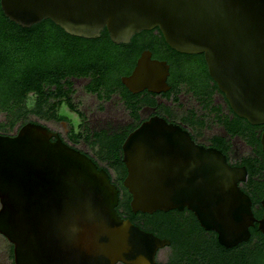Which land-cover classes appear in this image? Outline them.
<instances>
[{
  "label": "water",
  "instance_id": "95a60500",
  "mask_svg": "<svg viewBox=\"0 0 264 264\" xmlns=\"http://www.w3.org/2000/svg\"><path fill=\"white\" fill-rule=\"evenodd\" d=\"M0 9L20 27L48 19L82 38L104 29L115 44L156 28L169 48L202 55L231 111L262 126L264 153V0H0ZM167 74L143 50L120 82L131 93H158ZM120 150L131 212L186 208L224 248L246 241L253 224L264 241V195L255 218L237 185L245 168L194 143L178 124L151 116ZM117 200L107 172L45 126L28 121L0 134V235L12 264H153L169 241L120 217Z\"/></svg>",
  "mask_w": 264,
  "mask_h": 264
},
{
  "label": "trees",
  "instance_id": "16d2710c",
  "mask_svg": "<svg viewBox=\"0 0 264 264\" xmlns=\"http://www.w3.org/2000/svg\"><path fill=\"white\" fill-rule=\"evenodd\" d=\"M141 31L147 34L146 30ZM144 37L147 39V36ZM150 43L156 47L155 51L152 49L154 47L151 48L153 55L165 59L170 65L171 87L175 89L176 84L182 81L189 88L194 87L193 82L198 73L199 83L196 85L200 86V90L196 91L200 93L202 91L207 99L204 102L208 103L211 93L216 90V85L207 74L201 54L176 52L169 48L160 36L151 39ZM147 46V41L139 47L136 43L133 46L115 44L109 40L104 29L95 38L72 36L48 19H42L29 27H20L9 21L0 9V112L9 116L6 124H0V134H6L16 124L18 128L23 123L31 121L27 119L28 115L61 120L55 117L57 108L61 105L81 116L80 110L71 99L73 90L67 77H90L91 80L85 87L86 91L94 93L99 99L107 98L112 91L120 87L119 76L128 72L139 51ZM201 71L203 73H200ZM207 80L212 84L205 89ZM121 95H126V107L133 116H136L135 103L128 102V93L124 91ZM28 98L31 99L30 104L27 103ZM233 118L229 123L224 119L221 121L220 118L219 121L230 134L238 133L247 143L257 146L253 156L248 155L240 161L247 170V184L250 186L257 184L259 187L261 183L256 178L264 168V159H259L262 152L259 148L258 135L255 137L254 132L245 135L243 126L250 124L234 114ZM136 125L122 132H113L109 136L104 132L94 133L96 142L98 141L100 149L104 150L105 158L112 165H122L120 144L127 132ZM83 134L78 132L74 136ZM214 141L218 147L224 146L220 138ZM125 207V212H122L133 221V214L127 203ZM167 213L160 210L150 214L137 212L138 215L150 217L147 229L154 233L156 230L165 229L163 234L159 235L170 240L172 246L170 264H264V241L255 226L249 228V238L246 241L224 248L217 243L215 233L210 230H206L210 234L204 239L199 237L194 240L183 236L177 240L173 235L183 232L182 223L170 221L165 223L164 217ZM193 220L195 227L187 232L196 234L199 230L203 233L205 230L198 226L195 219Z\"/></svg>",
  "mask_w": 264,
  "mask_h": 264
},
{
  "label": "flooded vegetation",
  "instance_id": "af4514ba",
  "mask_svg": "<svg viewBox=\"0 0 264 264\" xmlns=\"http://www.w3.org/2000/svg\"><path fill=\"white\" fill-rule=\"evenodd\" d=\"M146 31H147V34L142 33V31L135 33V35L133 34L134 36L132 35L130 37L129 41L127 43H125V44H131L132 46L136 43L137 46L139 47L140 45H143L145 43V41H147L148 46H147V48H142L139 51L138 55L134 58L132 65L127 70L128 72L119 76V82H120L121 76H125V75L129 74V72L131 71V69L134 65L135 59L139 56L140 52L143 50H147L150 52V58L163 60L168 65V74L165 77V83L167 85V89L165 91L153 93V92L147 91L146 89H142L136 93H131L120 82V87L118 89H115V91H112L107 98L99 99L94 93L86 91L85 87L90 82V80H91L90 77H88V76H79V77L78 76H68L67 80L71 82L70 87L73 90L71 93V99H72L73 103L75 104V107L78 110H80L81 116L77 115L76 113H74L71 110L70 111L68 110L73 115V117L71 119L72 121H69L68 123H66V122L60 123V120H55V119H46V120H52L53 122L55 121L56 123L64 124L65 126H63L61 128H59V127L58 128H54V127L51 128L50 126H47L44 123L37 122V121H34V122L45 126L51 132L57 133V135L61 139V141H63L68 146L78 150L79 152H81L84 155H86L87 157H89L95 163L97 168H102L107 172L111 183L113 185H115V187L117 189L118 200H117V204L115 206V209H116L118 215L122 218L128 219L131 223H133L134 225H136L140 229L151 232L152 234H154L155 236H157L159 238L167 239L169 241V243L167 245L156 249V251L154 253L153 264H170V259H171V255H172V246L170 244V240L166 237H161L159 235V234H163V231L165 229L163 228L162 230H156L155 231L156 233H154L151 230L147 229L148 221L150 220L149 216L140 215V214L138 215L137 214L138 211L134 212V213L130 211L133 214L132 215L133 221H131L126 216V214L122 212V211L125 212V209H126L125 203H127V205H128V201L130 198V196L126 192L125 188L121 185V179L125 175V168L123 166V163H122V165H112L111 163H109V161L104 156L105 155L104 150H101L98 143H97L98 141L96 142V139L94 138V133L104 132L105 135L109 136L113 132H119V131L122 132L123 130L124 131L128 130L131 127H133L134 125H136V123L139 124L143 120L155 115V116L163 118L166 122L178 124L179 126H181L182 129L187 131L190 139L194 143H196L198 145H202L204 147H213V148L219 150L224 155L227 164H229L231 166H243L244 168H245V165L240 161V159L243 157H246L248 155L253 156L255 154V151L257 150V146L255 144L250 145L249 143H247L245 141V139H243L240 136V134H238V133L230 134L226 130L224 125L221 123V121H222V119H224L225 121H228V123L232 122V120L234 119L233 118L234 113L231 111V109L229 108L227 102L225 101L222 93L217 88H216V90L213 91V93H211L210 98L208 99V103L205 104V102L207 100L205 98L206 95L202 91H201V93L197 92L200 90V86L196 85L199 83V82H197L198 73H196L197 75L195 74L196 78H195V81L193 82L195 84L194 87L189 88L188 85L183 81L180 83L178 82L176 84L175 89H173L171 87V85L169 84V78L171 76L169 63L163 58H158L157 56H154L152 53V50H151V48L154 47L152 49L155 51L156 47H155V45H152L150 43V40L156 38L157 36L161 37V35L156 28H152V29H149ZM144 36H147V39ZM201 57H202V55H201ZM198 60L200 61V59H198ZM202 60H203V58H202ZM203 62H204V60H203ZM125 63H126V61H125ZM204 65H205V63H204ZM201 67H202V64H201ZM205 68H206V65H205ZM193 71H195V70H193ZM200 73H203V71H201ZM77 79H86V82H84V84L82 85V90L84 93L93 96L97 100V104L99 105L98 106L99 110H102V107L100 108L101 103L104 101H108L110 99V97L112 95H114L115 98L117 99V101L119 103H121L123 109L126 111L127 116L129 117V121L126 122L120 128H114V129H109V130H107L106 128L86 130L85 125H84L86 115L80 109L79 101L77 103L76 101L73 100V94L75 92V89L72 86V82H73V80H77ZM211 81H208V80L206 81L207 85L205 86V89L209 88V86L213 82V81L212 82ZM63 88H65V87H63ZM51 89H53L52 86H51ZM124 91H126L128 93V98H127L128 102L129 103H135L134 105L136 106V112H135L136 116H133L130 113L129 109H127V107H126L127 106L126 95L125 96L121 95V93H124ZM196 92L198 93L197 95H195ZM183 94L188 95L189 96L188 99L192 102H195L194 103L195 105L193 104L192 106H188V107L182 109L181 111H178V113H176L172 110L173 109L172 105L175 104L176 109L180 108L181 106L178 105V99H179V96L183 95ZM215 97L218 98L217 103H214V101H213ZM59 108H63L62 105L57 108V111ZM219 118L221 119V121H219ZM242 125L240 127H242ZM73 128L75 129V131H74L75 133L72 132ZM212 128H213V132L208 134V135H205V131H209ZM261 129H262L261 125H251L250 124L248 126H243V130L245 131V135L248 132L249 133L254 132L255 137L258 135V142H259V135H260ZM214 130H217V131H214ZM78 132H83L84 133L83 136H81V135L80 136H74ZM13 134L14 133H12V134L7 133V135H13ZM85 135H86V137H84ZM103 137H105V136H103ZM216 138H220L222 140V142H223L222 144L224 146L218 147L217 146L218 144L216 143V141H214V139H216ZM53 139L54 138L51 137V140H53ZM234 139H236L235 140L236 142H239L240 144L245 146L247 148V150L243 153L238 154L237 148L233 147V140ZM259 148H260V145H259ZM262 154L259 155V159H262V158L264 159V153L262 152ZM245 171H246L245 180L238 182L237 185H238L239 189L249 197L250 208H251V211L253 213V216L255 218H259L261 215V207L259 204V200L264 195V168L260 171L259 176L256 178L261 183V185L259 187L257 186V184L254 186H250L247 184L248 174H247L246 168H245ZM261 191H263V193H261ZM162 212H168L166 217H164L165 223L167 221L168 222L170 221L173 223L174 222H181L182 223L181 228L183 229V232L181 234L180 233L179 234L174 233V235H173L177 238V240H178V238H180V239L183 238V236H187L188 238H191L194 240L196 238H199V237L204 239V237H207L210 234L206 230L203 231V233L198 230V232L196 234H194L190 231L187 232L190 228L195 227L194 220H193V219H195V217L192 214V212L186 208H182L180 210L168 209V210L162 211ZM255 213H256V215H255ZM147 214H150V213H147ZM195 221L197 222L196 219H195ZM197 224H198V222H197ZM198 226H200V225L198 224ZM253 226L256 227V224H253ZM253 226H251V227H253ZM249 228H248V230H249ZM261 237H262V235H261ZM0 240L2 241L3 248H4V253H3L4 258H2L3 259L2 263L3 264H12L11 245L3 238L2 235H0ZM163 248L168 249V255H167V258L165 259V261L163 263H160V262H158L157 255H158L159 251ZM117 264H120V263H117Z\"/></svg>",
  "mask_w": 264,
  "mask_h": 264
},
{
  "label": "rangeland",
  "instance_id": "374dc122",
  "mask_svg": "<svg viewBox=\"0 0 264 264\" xmlns=\"http://www.w3.org/2000/svg\"><path fill=\"white\" fill-rule=\"evenodd\" d=\"M41 53L39 54V57H41ZM86 82V79H77L73 80L72 86L75 89V92L73 94V100L76 101L80 104V109L82 112L85 113L86 118H85V128L86 130H92V129H100V128H106L107 130L109 129H114V128H120L123 126L126 122L129 121V117L127 116L126 111L123 109L121 103L117 101L114 95L110 97L108 101H104L101 103L100 108L102 107V110L98 109V104L97 100L89 95L83 92L82 90V85ZM188 95H180L178 99V105H180V108L175 107V104H173V111L178 113V111H181L182 109L192 106L195 102H192L188 99ZM214 103L218 102V98H214ZM31 99L28 98L27 103L30 104ZM195 105V104H194ZM63 108H59L58 111L56 112V118L61 119V122H66L68 123L69 121H72L73 115L65 109V107L62 105ZM72 115V116H71ZM71 117V118H70ZM27 119L31 121H37L46 124L47 126H50L51 128H61L65 126L64 124L60 123H55L52 120H46V118L38 117L35 115H28ZM9 120V116L4 113L0 112V124H6ZM17 124L11 127L7 133L12 134L16 131ZM75 129H72V132H74ZM217 131V130H214ZM213 132V128L209 131H205V135H208ZM6 133V134H7ZM236 139L233 140V147L237 148V153H243L247 150L245 146L240 144L239 142L235 141ZM4 248H3V243L0 240V264H3V259L4 258ZM2 254V255H1ZM168 255V249L163 248L159 251L157 258L158 262L163 263L165 259L167 258ZM3 256V257H2Z\"/></svg>",
  "mask_w": 264,
  "mask_h": 264
}]
</instances>
